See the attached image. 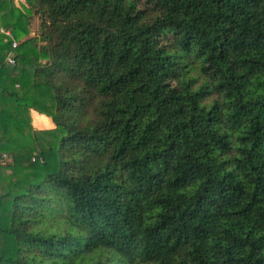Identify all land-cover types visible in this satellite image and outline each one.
Segmentation results:
<instances>
[{"label": "trees", "instance_id": "1", "mask_svg": "<svg viewBox=\"0 0 264 264\" xmlns=\"http://www.w3.org/2000/svg\"><path fill=\"white\" fill-rule=\"evenodd\" d=\"M0 264H264V0H0Z\"/></svg>", "mask_w": 264, "mask_h": 264}, {"label": "crops", "instance_id": "2", "mask_svg": "<svg viewBox=\"0 0 264 264\" xmlns=\"http://www.w3.org/2000/svg\"><path fill=\"white\" fill-rule=\"evenodd\" d=\"M17 2L22 3L23 0H19V1L17 0ZM31 116H32V124L36 129H50L55 127V124L51 117L39 113L35 109L31 110ZM40 116H44V117H40Z\"/></svg>", "mask_w": 264, "mask_h": 264}, {"label": "built area", "instance_id": "3", "mask_svg": "<svg viewBox=\"0 0 264 264\" xmlns=\"http://www.w3.org/2000/svg\"><path fill=\"white\" fill-rule=\"evenodd\" d=\"M6 32H7V34H10L9 31H6ZM13 46H14V47L17 46V42H16V41H14ZM7 59H8L11 63H14V58H13L12 53L8 55V58H7ZM3 156H4V158H6V157H7V154H4ZM8 159H9V156H8ZM6 160H7V159H6Z\"/></svg>", "mask_w": 264, "mask_h": 264}, {"label": "rangeland", "instance_id": "4", "mask_svg": "<svg viewBox=\"0 0 264 264\" xmlns=\"http://www.w3.org/2000/svg\"><path fill=\"white\" fill-rule=\"evenodd\" d=\"M19 1V0H18ZM21 3V2H20ZM37 31H38V25H37V23L33 26V28H32V32H31V35H35L36 33H37ZM7 159V160H6ZM3 160H4V163L5 162H7V161H10V158L8 159V155H7V157L6 158H4V156H3Z\"/></svg>", "mask_w": 264, "mask_h": 264}]
</instances>
